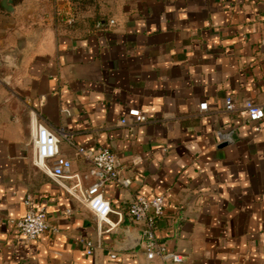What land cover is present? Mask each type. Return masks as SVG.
Listing matches in <instances>:
<instances>
[{
    "label": "crops",
    "instance_id": "obj_1",
    "mask_svg": "<svg viewBox=\"0 0 264 264\" xmlns=\"http://www.w3.org/2000/svg\"><path fill=\"white\" fill-rule=\"evenodd\" d=\"M1 1L0 264H173L146 258L138 195L163 196L155 235L181 264H264V118L242 112L264 105V0ZM38 124L70 173L90 166L75 146L115 154L131 183L103 186L107 221L33 164ZM39 209L49 227L25 240L14 222Z\"/></svg>",
    "mask_w": 264,
    "mask_h": 264
},
{
    "label": "built area",
    "instance_id": "obj_2",
    "mask_svg": "<svg viewBox=\"0 0 264 264\" xmlns=\"http://www.w3.org/2000/svg\"><path fill=\"white\" fill-rule=\"evenodd\" d=\"M68 24L73 22V17H69ZM113 23V21H111ZM96 27L101 23L96 22ZM207 103L198 105L199 111L207 110ZM234 102L230 96L224 99L226 111L234 110ZM243 115L247 122L255 124V130H260L259 122L264 118V105L246 100L243 103ZM136 122H143L145 116L138 109H130L127 113ZM126 117L120 123H126ZM32 162L35 166L46 171L50 177L62 186L70 195L85 204L95 215L98 225L107 221L108 214L113 211L110 201L104 197L103 186L106 183H116L123 187L130 185L128 177H121L116 167V156L107 147L90 149L82 146H75L77 155L87 160L90 164L88 170L82 175L70 173L71 160L60 154L58 136L42 124L35 126L32 132ZM66 178H75L76 183L71 186L63 182ZM81 180H89V185L82 188ZM29 203V200H26ZM163 196L156 195L148 198L138 195L131 199L127 207V214L136 223L141 225V248L147 259L160 258L171 261L173 264H181L183 261L179 253L168 251L164 242L159 241L155 235L157 219L163 214ZM19 235L25 240H35L39 235L48 229L46 214L44 209L28 211L23 217L14 222ZM111 228L112 226L109 225ZM109 228V229H110ZM54 232L56 229H52ZM82 245L87 254L94 250V243L89 239H82ZM112 257L115 255L112 254Z\"/></svg>",
    "mask_w": 264,
    "mask_h": 264
},
{
    "label": "water",
    "instance_id": "obj_3",
    "mask_svg": "<svg viewBox=\"0 0 264 264\" xmlns=\"http://www.w3.org/2000/svg\"><path fill=\"white\" fill-rule=\"evenodd\" d=\"M12 2H13V0H2V1H1V4H2L3 8H4L6 11H12V10H13V8H12ZM139 242H140V237L137 238V239H135V240L129 245V247H127V249H129V248H133V247L137 246V245L139 244Z\"/></svg>",
    "mask_w": 264,
    "mask_h": 264
},
{
    "label": "trees",
    "instance_id": "obj_4",
    "mask_svg": "<svg viewBox=\"0 0 264 264\" xmlns=\"http://www.w3.org/2000/svg\"><path fill=\"white\" fill-rule=\"evenodd\" d=\"M98 21L100 22V20H97V22H98ZM100 23H101V22H100Z\"/></svg>",
    "mask_w": 264,
    "mask_h": 264
}]
</instances>
